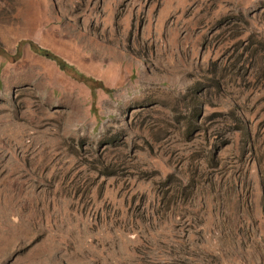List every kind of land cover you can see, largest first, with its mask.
Returning a JSON list of instances; mask_svg holds the SVG:
<instances>
[{"label": "rangeland", "instance_id": "obj_1", "mask_svg": "<svg viewBox=\"0 0 264 264\" xmlns=\"http://www.w3.org/2000/svg\"><path fill=\"white\" fill-rule=\"evenodd\" d=\"M0 264H264V0H0Z\"/></svg>", "mask_w": 264, "mask_h": 264}, {"label": "bare ground", "instance_id": "obj_2", "mask_svg": "<svg viewBox=\"0 0 264 264\" xmlns=\"http://www.w3.org/2000/svg\"><path fill=\"white\" fill-rule=\"evenodd\" d=\"M23 138V137H22Z\"/></svg>", "mask_w": 264, "mask_h": 264}]
</instances>
